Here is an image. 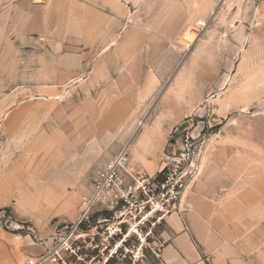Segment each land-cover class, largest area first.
Returning a JSON list of instances; mask_svg holds the SVG:
<instances>
[{"label":"rangeland","instance_id":"rangeland-1","mask_svg":"<svg viewBox=\"0 0 264 264\" xmlns=\"http://www.w3.org/2000/svg\"><path fill=\"white\" fill-rule=\"evenodd\" d=\"M90 2L0 0V241L10 246L58 245L120 150L125 172L154 178L184 131L197 147L189 192L200 182L210 193L212 185L228 190L219 185L227 179L256 178L258 162L264 178V0H138L132 50L154 66L134 76L135 89L118 91L88 89L99 76L89 80L84 63L121 26L102 10V30L93 31ZM159 54L170 57V73H160ZM118 212L94 204L67 261L156 262L165 217L147 215L135 234L132 220L119 230Z\"/></svg>","mask_w":264,"mask_h":264},{"label":"crops","instance_id":"crops-1","mask_svg":"<svg viewBox=\"0 0 264 264\" xmlns=\"http://www.w3.org/2000/svg\"><path fill=\"white\" fill-rule=\"evenodd\" d=\"M90 4L98 10L94 14L98 25H94L93 31L96 27L102 30L105 21L102 10L113 13L121 26L116 37L107 36L110 41L105 45V51L84 63L89 67V80H94L95 75L99 76V83H92L88 89H135L134 76L140 74L141 70L143 73L154 66L148 53L140 54L138 50H132V37L139 34L137 17L140 16V3L138 0H125V3L116 0H91ZM142 30L148 35H159L154 28ZM168 39L170 41V37ZM96 41L95 37L90 39L92 47ZM152 58L160 59L162 65L166 64L160 67H166L160 73H170V57L165 58L162 54ZM165 59L168 60L167 63ZM262 167L261 162L254 165L253 170L258 172L256 178L247 174L236 184H228V179L219 184L229 188L223 192L214 189L212 185L211 192L208 193L204 182L198 183L193 192L187 190L181 197L177 210L163 220V247L160 258L153 264H264V178L260 177ZM48 249L49 246H10L0 241V264H19L41 256Z\"/></svg>","mask_w":264,"mask_h":264},{"label":"built area","instance_id":"built-area-1","mask_svg":"<svg viewBox=\"0 0 264 264\" xmlns=\"http://www.w3.org/2000/svg\"><path fill=\"white\" fill-rule=\"evenodd\" d=\"M195 141L192 134L184 131L173 152L165 156L163 166L154 178L135 177L125 172L128 152L126 149L120 150L98 173L93 192L85 200L82 219L70 228L69 235L63 236L58 245L51 246L41 256L27 259L21 264H71L67 257L74 255L72 236L83 223V219H87L85 216L90 208L98 202H107V207L111 210L119 208V230L122 225L132 220L134 223L129 226L134 229L135 234L139 225L147 222V217L157 210L161 212L157 221L176 211L181 197L195 181ZM152 202H155V206H152ZM144 211L146 213L139 217ZM159 246L160 249L152 251L157 260L163 244ZM133 260L136 261L135 258Z\"/></svg>","mask_w":264,"mask_h":264},{"label":"bare ground","instance_id":"bare-ground-1","mask_svg":"<svg viewBox=\"0 0 264 264\" xmlns=\"http://www.w3.org/2000/svg\"><path fill=\"white\" fill-rule=\"evenodd\" d=\"M86 206V205H85Z\"/></svg>","mask_w":264,"mask_h":264},{"label":"water","instance_id":"water-1","mask_svg":"<svg viewBox=\"0 0 264 264\" xmlns=\"http://www.w3.org/2000/svg\"><path fill=\"white\" fill-rule=\"evenodd\" d=\"M190 51V50H189Z\"/></svg>","mask_w":264,"mask_h":264}]
</instances>
